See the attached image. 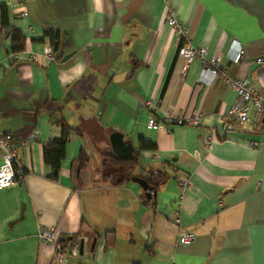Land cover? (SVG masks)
<instances>
[{
    "label": "crops",
    "instance_id": "1",
    "mask_svg": "<svg viewBox=\"0 0 264 264\" xmlns=\"http://www.w3.org/2000/svg\"><path fill=\"white\" fill-rule=\"evenodd\" d=\"M167 10L229 76L264 89V0H0V132L23 172L0 188V264H49L52 244L36 237L47 226L73 264H264V132L248 120L224 127L237 97L219 76L200 81L199 60L180 73ZM44 26L58 32L53 51ZM8 28L24 40L13 55ZM165 112L197 115V125L145 126ZM62 124L79 132H66L51 179L42 149ZM113 131L132 149L152 144L121 183L97 167ZM149 172L159 176L152 206L130 179Z\"/></svg>",
    "mask_w": 264,
    "mask_h": 264
},
{
    "label": "built area",
    "instance_id": "2",
    "mask_svg": "<svg viewBox=\"0 0 264 264\" xmlns=\"http://www.w3.org/2000/svg\"><path fill=\"white\" fill-rule=\"evenodd\" d=\"M21 14H24V12ZM163 22L169 26L174 35L176 54L182 59V67L180 68L181 74L184 72L186 64L192 59L199 60L198 79L200 81H209L214 76H219L235 93L238 103L232 105L228 109L226 117L230 123L225 124L224 127L229 128L231 122L240 126L248 120L251 124L260 123L258 130L264 132V89L261 91L255 90L254 86L249 83L246 77L229 76L221 64L218 54L206 55L205 48L191 45L186 28L180 23L171 10H167ZM11 55H13V53H11ZM240 56L241 50L237 48L230 60L232 62H237ZM248 110L250 111V116H248ZM197 121V115L186 117L181 114L171 115L165 112L161 114L159 118H156L154 113H150L146 118L145 126L157 130L166 129L167 126L175 124L196 126ZM210 140L209 136H204L202 141L205 146H208ZM22 176L23 172L18 165L17 150L9 144L8 136L0 132V188L18 182L22 179ZM186 183L187 181L183 179L179 185L177 199L181 198L183 187ZM176 212L177 210H174V215L172 216V222L174 224H177L179 221ZM36 237L41 242H49L52 244L49 264H73L67 259L66 249L59 241V236L55 234V230L52 226L39 227L36 231ZM192 239L193 233L190 231L181 232L177 236V242L182 244L188 243ZM164 264L173 263L169 261Z\"/></svg>",
    "mask_w": 264,
    "mask_h": 264
},
{
    "label": "trees",
    "instance_id": "3",
    "mask_svg": "<svg viewBox=\"0 0 264 264\" xmlns=\"http://www.w3.org/2000/svg\"><path fill=\"white\" fill-rule=\"evenodd\" d=\"M9 31V50L14 54L17 51L23 48V36L21 32L17 29L8 28ZM42 33L48 39V43L50 45L51 50L56 48L58 32L56 29L51 26H44L42 28ZM7 35V33H6ZM52 50V51H53ZM56 58H59L58 56ZM70 128L61 126V135L58 138H52L47 140L43 144V161L49 164L53 170V174L49 176V178L54 179L56 176V170L59 165V159L63 155V146L66 139V132ZM78 133V129H70ZM80 134V133H79ZM144 147H152V144L142 138L139 139V145L137 148L131 149L130 154L127 157L120 158L116 156L110 149V145L107 148H104L100 151V159L98 163V169L100 170L103 177L113 178L114 183H121L123 181H127L130 177V173L132 168L134 167L137 154L140 149ZM84 161H86V154L82 148H80L77 152L75 158H73L72 164H75L78 168L83 166ZM158 173L157 172H149V174L145 177V181L153 186H156L158 183ZM143 202L154 205V199H148L143 197ZM65 238V237H64ZM64 239L61 237L59 241L64 246Z\"/></svg>",
    "mask_w": 264,
    "mask_h": 264
},
{
    "label": "water",
    "instance_id": "4",
    "mask_svg": "<svg viewBox=\"0 0 264 264\" xmlns=\"http://www.w3.org/2000/svg\"><path fill=\"white\" fill-rule=\"evenodd\" d=\"M70 53L71 52L64 54L62 59L66 58ZM109 143L113 152L120 157H127L131 152L132 147L130 141L128 139H123L122 134L117 131H113L109 134ZM130 179L141 187L145 198L155 195L153 186L148 184L144 179L137 176H131ZM80 252L81 242L78 244V253Z\"/></svg>",
    "mask_w": 264,
    "mask_h": 264
}]
</instances>
